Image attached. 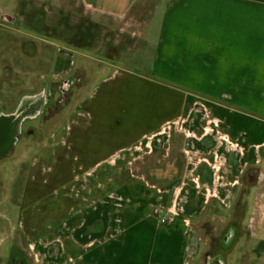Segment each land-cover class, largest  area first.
I'll use <instances>...</instances> for the list:
<instances>
[{
	"label": "crops",
	"instance_id": "crops-1",
	"mask_svg": "<svg viewBox=\"0 0 264 264\" xmlns=\"http://www.w3.org/2000/svg\"><path fill=\"white\" fill-rule=\"evenodd\" d=\"M82 2L118 25L65 38V79L95 80L15 157L18 191L0 169V264H197L217 212H239L228 264H264V0Z\"/></svg>",
	"mask_w": 264,
	"mask_h": 264
},
{
	"label": "rangeland",
	"instance_id": "rangeland-1",
	"mask_svg": "<svg viewBox=\"0 0 264 264\" xmlns=\"http://www.w3.org/2000/svg\"><path fill=\"white\" fill-rule=\"evenodd\" d=\"M117 25L114 19L97 15L82 0H0V113H17L31 99L36 102L34 108H39L35 116L24 120L25 133L13 155L0 163V169L8 168L13 176L10 181L17 191L23 186L28 163L14 164L15 157L26 156L27 160L36 150L33 139H56L55 130L65 125V114L95 80L97 68L92 60L87 84L75 88L73 77L65 79V38L80 42L85 33L92 39ZM87 52L94 55L92 46ZM71 90L73 95L65 101ZM1 201L8 202L5 197ZM238 213L202 217L197 264H210L215 258L225 264L233 260L228 252L232 254L237 246L232 221Z\"/></svg>",
	"mask_w": 264,
	"mask_h": 264
},
{
	"label": "water",
	"instance_id": "water-1",
	"mask_svg": "<svg viewBox=\"0 0 264 264\" xmlns=\"http://www.w3.org/2000/svg\"><path fill=\"white\" fill-rule=\"evenodd\" d=\"M20 123L21 121L16 119H0V153L8 149L9 144L19 131Z\"/></svg>",
	"mask_w": 264,
	"mask_h": 264
},
{
	"label": "built area",
	"instance_id": "built-area-1",
	"mask_svg": "<svg viewBox=\"0 0 264 264\" xmlns=\"http://www.w3.org/2000/svg\"><path fill=\"white\" fill-rule=\"evenodd\" d=\"M35 109V113H33L31 116L29 117H32V116H35L38 112H39V108L36 107V108H33L29 111H32ZM27 112V111H25ZM25 112H22L21 110H19L17 112V115L18 116H22ZM28 117H24V119H26ZM170 129V123H167L165 125V127L163 128V130L160 132V133H164L166 134L168 132V130ZM159 135V133H156V134H151V135H148L146 136L144 139L138 141L136 144H135V149H138V150H142L143 148H147L148 150L152 151L153 150V143L152 141ZM165 221V220H164Z\"/></svg>",
	"mask_w": 264,
	"mask_h": 264
},
{
	"label": "trees",
	"instance_id": "trees-1",
	"mask_svg": "<svg viewBox=\"0 0 264 264\" xmlns=\"http://www.w3.org/2000/svg\"><path fill=\"white\" fill-rule=\"evenodd\" d=\"M34 100H28L26 102V106H29ZM33 113H35V109L32 111H27L25 112L22 116H18L17 113H12V114H2L0 115V119L4 118V119H16L22 122V120L24 119V117H29L31 116ZM7 153L1 154L0 157L5 156Z\"/></svg>",
	"mask_w": 264,
	"mask_h": 264
},
{
	"label": "flooded vegetation",
	"instance_id": "flooded-vegetation-1",
	"mask_svg": "<svg viewBox=\"0 0 264 264\" xmlns=\"http://www.w3.org/2000/svg\"><path fill=\"white\" fill-rule=\"evenodd\" d=\"M34 103H36V102H33V103H31L29 106H25V107L21 108L20 110H21L22 112L29 111V110H31V109L34 108V105H35Z\"/></svg>",
	"mask_w": 264,
	"mask_h": 264
}]
</instances>
